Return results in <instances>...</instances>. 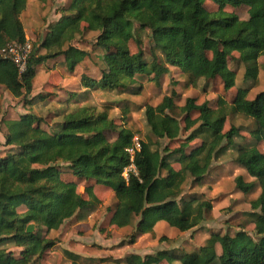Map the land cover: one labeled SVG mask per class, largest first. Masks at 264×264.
<instances>
[{
  "label": "trees",
  "instance_id": "16d2710c",
  "mask_svg": "<svg viewBox=\"0 0 264 264\" xmlns=\"http://www.w3.org/2000/svg\"><path fill=\"white\" fill-rule=\"evenodd\" d=\"M206 1L218 11H208ZM26 6L27 0H0V52L8 45L26 42L20 19ZM226 7L244 8L247 19L223 11ZM62 12L37 46L31 47L23 72L0 55V86L12 97L29 96L36 68L49 60L62 58L66 69L73 72L89 52L72 42L87 32L97 33L93 47L103 51L102 67L98 80L80 77L82 95L99 89L139 96L142 78L152 76L159 84L169 67L185 77V89L195 88L199 80H219L227 92L236 80V70L229 66L232 61L243 65L242 81L247 86L237 88L230 104L218 98L215 109L208 102L196 104L190 97L177 108L174 89L157 105H145L144 121L154 139L175 142L182 134L187 136L172 150L167 146L159 150L150 140H139L141 148L133 155L134 172H126L134 132L117 125L106 109L78 106L79 93H70L74 106L62 114L52 133L42 128L40 117L29 113L3 121V146L9 150L0 158V264H41L55 246L47 234L58 231L77 213L97 206L93 186L84 188L85 198L78 192V182H92L113 192L122 205L111 211L112 226L130 227L136 219L126 245H133L139 236L155 234L159 222L180 233L194 230L211 213L212 202L182 196L183 186L189 180L193 186H202L213 159L240 135L234 126L223 132L228 115L250 119L254 124L250 137L264 144V90L248 99L252 88L248 83L257 81L258 59L264 57V0H70ZM135 31H149L150 62L140 49L130 50L131 41L141 46ZM234 52L245 54L234 58ZM176 110L183 115L181 121L173 116ZM110 133L115 135L113 141L107 138ZM196 140L201 143L194 144ZM170 160L179 168L174 169ZM234 163L253 179L245 182L237 176L235 189L247 195L259 188L248 213L255 238L243 230L234 236L212 232L191 253L178 257L166 251L129 254L124 264H264V153L237 146ZM65 170L69 178L64 177ZM163 240L162 236L158 241ZM8 246L18 249V255L8 251ZM95 264L112 263L100 260Z\"/></svg>",
  "mask_w": 264,
  "mask_h": 264
},
{
  "label": "rangeland",
  "instance_id": "374dc122",
  "mask_svg": "<svg viewBox=\"0 0 264 264\" xmlns=\"http://www.w3.org/2000/svg\"><path fill=\"white\" fill-rule=\"evenodd\" d=\"M70 0H27V6L20 19L24 28L26 41L32 47L37 46L39 40L46 32V28L55 23L67 8ZM204 7L210 12H217V7L209 1L204 3ZM226 12H234L239 18L247 19L244 8L232 10L228 7L223 9ZM137 27V26H136ZM97 33L87 32L77 37L72 45L89 52V57L79 64L73 72H69L61 58L49 60L36 68L37 78H34V87L29 96L25 99L14 98L0 86V158L3 157L9 148L3 146L5 127L3 121L17 119L23 114H33L43 120L42 128L49 133L58 129L62 120V114L69 111L74 103L70 101V93L78 90V79L82 75L89 74L97 77L102 65L100 56L102 49L93 47ZM141 41V46L136 45L135 41L130 42L131 52L139 49L143 53L146 62L151 61L152 43L149 31H135V40ZM43 54V51L39 52ZM245 53L234 52V58ZM259 73L255 83H248L252 86L248 99H252L257 93L264 90V57L258 59ZM229 66L236 70V80L234 88L225 92L219 80L206 82L199 80L195 88L185 89V77L177 70L169 67V74L163 75L160 83L157 84L153 77L141 79L142 91L139 96L122 94L119 91H103L99 89L91 90L87 94H80L79 105L86 104L95 106L97 109H106L109 117L114 119L117 125L122 124L130 129L139 140H150L159 150L168 147L170 150L187 136L182 134L179 140L168 142L166 140L157 141L154 139L147 128L144 117L143 107L145 105H157L163 96L168 95L172 89L177 94L175 105L180 108L186 98H193L196 104L208 102V106L215 109L218 98H222L226 104H230L237 88L246 87L242 81L243 65L237 62H229ZM88 76V75H87ZM45 97L43 102L39 96ZM78 96V92L76 93ZM125 109V110H124ZM178 120L183 119V115L178 110L173 113ZM196 115L193 114L192 118ZM124 118V119H122ZM123 120V121H122ZM182 126V123H181ZM234 126L240 130V135L234 138L232 145L225 148L213 159L208 177L202 186H193L190 180L183 186L182 196L200 197L212 202V211L208 214L205 221L200 226L189 232L180 233L170 228L156 230L155 234L139 236L133 245H126L128 236L132 232V225L126 228H116L110 224L111 211L122 204L114 198L113 192L102 187L95 186L92 182H78V192L83 194L86 186H93V192L99 203L94 208L86 209L66 220L58 231H52L47 237L55 241V246L46 252L42 257L41 264H70L75 261L79 264H95L100 260L112 264H124V259L129 254L144 256L154 254L158 251H166L172 256L178 257L182 253H191L202 247L212 232L228 234L234 236L243 230L249 236L255 238L253 231L252 218L249 202L259 195V188H254L247 195H242L234 187V179L242 176L245 182L251 179L244 169L234 163L235 149L237 146L255 147L259 152L264 153V144L253 140L249 132L254 129V124L250 119L240 115H228L223 127V132ZM107 138L113 141L115 135L107 134ZM196 145L201 143L199 140L193 142ZM192 143V144H193ZM191 144V146H192ZM224 146V144H223ZM163 154V153H162ZM172 163V161L170 160ZM62 166V165H61ZM174 169L178 165L172 163ZM63 171V166H62ZM64 177L69 178L66 170ZM65 178V179H66ZM165 240L158 241L160 237ZM6 249L12 251L14 256L18 255L19 250L11 246ZM160 264H170L162 261ZM171 264H179L174 261Z\"/></svg>",
  "mask_w": 264,
  "mask_h": 264
},
{
  "label": "built area",
  "instance_id": "2783aa9c",
  "mask_svg": "<svg viewBox=\"0 0 264 264\" xmlns=\"http://www.w3.org/2000/svg\"><path fill=\"white\" fill-rule=\"evenodd\" d=\"M30 50H31V46L28 43V41H26L24 43V45H22V46H18L16 44L8 45L6 48L1 50L0 55L3 58L11 59L16 64L19 71L23 72L25 69L26 57H27L28 53L30 52ZM132 145L133 146L127 150L129 155H130V165L126 169V172L127 171H133L134 172L133 155H134V152L139 151L141 148L139 138L137 136H135L133 138ZM126 172L124 173L125 178L127 177Z\"/></svg>",
  "mask_w": 264,
  "mask_h": 264
},
{
  "label": "crops",
  "instance_id": "0c3cea01",
  "mask_svg": "<svg viewBox=\"0 0 264 264\" xmlns=\"http://www.w3.org/2000/svg\"><path fill=\"white\" fill-rule=\"evenodd\" d=\"M61 59H62V58H61ZM62 61H63V59H62ZM63 63H64V61H63ZM86 75H88L89 77H92V76H90L89 74H86ZM36 78H37V73H36V75H35V79H36ZM92 78L98 80V79H99V74H98L97 77H94V76H93ZM79 80H80V77H79V79H78V90H76L75 93L78 92V93L80 94V92H82L83 90H82L81 87H80ZM33 83H34V80H33ZM33 87H34V85L32 84V89H33ZM104 91H107V90H104ZM122 94H124V93H122ZM45 101H46V100H45ZM124 110H125V109H124ZM251 179H252V178H251ZM158 229H165V230L171 232L170 227H168L167 224H165L164 222H159V223L156 224V226H155V228H154V233H155L156 230H158ZM143 236H147V235H143Z\"/></svg>",
  "mask_w": 264,
  "mask_h": 264
}]
</instances>
